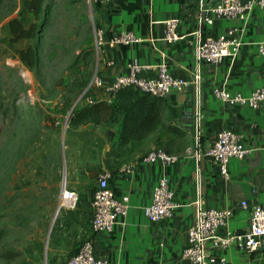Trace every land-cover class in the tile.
<instances>
[{
    "label": "crops",
    "instance_id": "0c3cea01",
    "mask_svg": "<svg viewBox=\"0 0 264 264\" xmlns=\"http://www.w3.org/2000/svg\"><path fill=\"white\" fill-rule=\"evenodd\" d=\"M96 14L97 25L103 28L106 38L97 63L95 83L101 86L98 97L109 98L114 80L126 75L128 63L134 60L147 66L142 71L147 77H154L162 62L173 76L188 81L199 73L200 96L197 99L193 86L170 93L165 98L167 108L162 122L141 139L120 144V125L111 121L105 123L114 134L105 133L99 145L74 138L67 186L80 194L86 191L87 175L97 176L107 170L115 194L128 195L130 201L127 215L120 217L112 231L92 229L91 203L70 209L68 224L79 239H92L95 253L106 257L110 264H191L183 250L195 216V200L200 198L206 207L233 210L226 224L218 227L220 236L248 229L251 212L241 205L243 200L249 205L264 204V101L252 108L222 101L213 93L218 86L243 94L264 86V53L260 51L264 46V7L255 6L247 19L215 17L212 24L205 22L206 14L200 10L198 0H108L97 5ZM172 18L179 20L177 31L183 37L167 43L163 39L165 21ZM199 29L207 37H240L238 55L226 56L218 63H198L195 46ZM122 31H132L141 40L128 44L110 41ZM222 128L240 134L247 150L243 158L230 159L229 178L207 155ZM158 147L176 155V160H143ZM85 151L88 155L83 154ZM164 175L169 178L177 206L172 216L150 221L144 215V206L151 202L154 187ZM79 245L71 251L74 253ZM209 251L225 257L224 262L217 259L211 264H264V249L249 250L236 242L226 247L214 245Z\"/></svg>",
    "mask_w": 264,
    "mask_h": 264
},
{
    "label": "rangeland",
    "instance_id": "374dc122",
    "mask_svg": "<svg viewBox=\"0 0 264 264\" xmlns=\"http://www.w3.org/2000/svg\"><path fill=\"white\" fill-rule=\"evenodd\" d=\"M96 7L89 0H45L38 37L13 41L8 22L35 19L24 0H0V229L7 230L1 249L16 253L0 264H62L83 240L68 224L70 209L59 203L72 140L99 145L112 134L105 122H69L73 109L101 95ZM28 44L38 54L33 67L18 51ZM97 181L98 174L86 176L84 205Z\"/></svg>",
    "mask_w": 264,
    "mask_h": 264
},
{
    "label": "built area",
    "instance_id": "2783aa9c",
    "mask_svg": "<svg viewBox=\"0 0 264 264\" xmlns=\"http://www.w3.org/2000/svg\"><path fill=\"white\" fill-rule=\"evenodd\" d=\"M108 0H89L92 5H99ZM200 10L205 11V22L212 24L215 17L247 19L249 12L255 7H264V0H198ZM202 20V18H200ZM179 20L177 18L165 21L163 39L167 43L180 40L183 35L177 31ZM198 38L195 46V58L198 63H218L224 57L235 58L242 45V40L238 36L233 37H207L202 30L197 32ZM141 38L132 31H122L113 38V43H132L140 41ZM106 38L101 26H94V42L97 49L101 50ZM260 51L264 53V46H260ZM138 60L128 63V73L118 76L111 90L123 83H132L144 91L155 95L168 96L170 93L183 92L190 86L195 88L197 99L200 96L201 76L195 75L194 80L188 81L182 77L173 76L165 62L158 65L157 74L154 77L142 75L146 68ZM101 84V81H98ZM216 98L231 104H247L252 108H258L264 101V86L257 87L249 94L231 93L224 86L213 89ZM200 115L199 102L196 100L195 117ZM247 152L241 135L229 129H220L214 139L213 145L207 151V155L219 166L221 174L229 178L228 163L231 158H243ZM177 156L169 153L162 147L151 150L143 157L146 162L162 161L171 163ZM80 200L79 193L63 184L60 195V207L76 209ZM130 198L128 195L118 196L110 186V173L103 170L98 173L97 185L92 196V229L94 231H112L120 222L121 216H126L129 209ZM196 206L195 216L192 224L188 228V240L183 250V256L191 264H211L217 259L224 262V256H215L210 253L209 247L220 245L226 247L232 243H238L249 250L264 249V204L249 205L246 200L241 202L244 208H249L251 212L250 225L245 232H228L225 236L218 234V227L225 225L229 217L233 214L231 208L217 209L206 207L203 201L198 198L194 201ZM174 192L169 186V178L162 176L153 190L152 200L144 206V215L150 221H159L172 216L176 208ZM62 264H110L106 257L97 255L94 250L92 239H85L78 249L70 255Z\"/></svg>",
    "mask_w": 264,
    "mask_h": 264
},
{
    "label": "trees",
    "instance_id": "16d2710c",
    "mask_svg": "<svg viewBox=\"0 0 264 264\" xmlns=\"http://www.w3.org/2000/svg\"><path fill=\"white\" fill-rule=\"evenodd\" d=\"M44 2L45 0H24V4L27 5L35 20L31 22L27 18H12L8 22V26L13 41L38 37L44 25L43 20H38L45 13ZM18 51L21 60L26 65L33 67L37 64L38 54L34 44H28ZM91 53H93V49L87 50V55ZM165 98L144 91L132 83H123L111 90L109 98L97 97L83 106L73 109L69 116V122L74 127L89 122L94 124L110 121L113 124L118 123L120 125L119 143L124 144L130 140L145 137L162 122L164 111L167 108ZM111 133L114 134L113 131ZM82 201L81 198L79 204H83ZM6 233L5 228L0 229V258L13 259L16 253L1 249Z\"/></svg>",
    "mask_w": 264,
    "mask_h": 264
}]
</instances>
